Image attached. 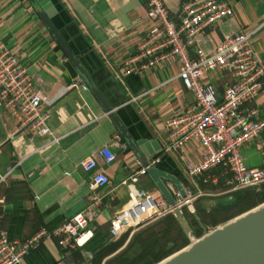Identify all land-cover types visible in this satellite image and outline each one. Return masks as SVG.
<instances>
[{
  "label": "crops",
  "instance_id": "1",
  "mask_svg": "<svg viewBox=\"0 0 264 264\" xmlns=\"http://www.w3.org/2000/svg\"><path fill=\"white\" fill-rule=\"evenodd\" d=\"M184 1L163 0L171 19L177 20ZM227 1L232 15L203 28L194 45L188 48L189 56L194 58L197 48L210 53L221 40L247 32L251 33L253 48L264 67V0ZM41 2L56 10L52 20L58 28L68 26L66 32L72 49L132 138L150 143L147 160L163 158L158 161L163 168L179 171L182 184L194 193L203 192L193 199L191 206L182 208L195 237L261 203L258 195L250 194L253 191L250 188L231 191V173L221 166L189 178L180 155L185 160L200 159L202 148L195 139L183 144L177 153L162 155L167 121L191 107L195 98L178 77L174 57L126 75L121 73L125 61L138 53L139 45L157 22L146 15L148 0ZM0 43L25 66L42 103L51 112L48 123L51 135H34L29 141V132L20 129L17 119L2 109L0 99V230L10 238L25 240L40 228H56L80 210L88 200L89 182L94 174L85 171L80 162L92 156L97 162L96 171L108 177V182L98 188L105 195L91 225L94 236L83 247L72 249L67 257L55 238L45 240L20 264L125 263L127 255H133L135 233L152 221L119 233L112 232L109 221L128 201V190L119 182L139 159L129 148L120 147L125 141L86 85L70 87L78 75L38 17L31 0H0ZM141 61L136 59L134 63ZM232 79L231 73L224 69L206 74V80L219 95ZM251 108L257 110L255 118L264 117V86L242 106V110ZM104 145H109L115 155L110 162L99 154ZM241 154L248 167L264 168V129L241 148ZM138 186L159 193L147 173L139 177ZM254 195L257 199L250 200ZM248 201L245 207L236 209ZM212 212L226 215L206 224L200 221L208 219Z\"/></svg>",
  "mask_w": 264,
  "mask_h": 264
},
{
  "label": "built area",
  "instance_id": "2",
  "mask_svg": "<svg viewBox=\"0 0 264 264\" xmlns=\"http://www.w3.org/2000/svg\"><path fill=\"white\" fill-rule=\"evenodd\" d=\"M232 13L227 0H186L175 21L169 17L163 0H148L146 15L157 22L139 45L138 53L125 61L121 73L126 75L160 60L176 58L177 75L195 100L191 107L167 121V140L162 155L177 153L183 144L195 139L202 148L200 159L185 160L180 155L186 175L193 179L221 166L225 172L231 173L230 190L234 191L264 182V168L248 167L241 154V148L264 129V117L255 118V108L242 110L243 104L252 100L264 86V67L253 48L251 33L247 32H238L221 40L210 53L200 48L195 50L194 58L188 53L203 28L227 19ZM136 59L142 61L135 64ZM216 69L228 70L233 78L225 85L222 95L206 80V74ZM81 84L83 80L78 76L70 87ZM0 99L2 109L17 119L20 129L29 132V141L34 135H51L50 110L42 103L25 66L3 43H0ZM117 140L120 137L117 136ZM119 145L128 149L125 142ZM99 154L106 162L115 157L109 145L102 146ZM135 161L136 166L119 182L128 190V201L109 221L113 233L136 229L174 211L160 192L156 194L138 186L139 177L146 174L147 167L155 165L159 157L149 159L146 166ZM80 165L87 172L94 171L84 206L56 228H40L25 240L10 238L0 230V264H20L45 240L55 238L67 257L72 249L81 248L92 239L94 230L91 225L105 195L99 193L98 188L108 182V177L96 171L97 162L92 156L83 159ZM182 186L184 196L172 182L167 183L175 199V208L191 206L193 199L203 194L200 191L194 193L184 184Z\"/></svg>",
  "mask_w": 264,
  "mask_h": 264
},
{
  "label": "water",
  "instance_id": "3",
  "mask_svg": "<svg viewBox=\"0 0 264 264\" xmlns=\"http://www.w3.org/2000/svg\"><path fill=\"white\" fill-rule=\"evenodd\" d=\"M31 2L38 17L77 75L82 78L83 83L94 96L104 114L111 121L128 148L146 166L148 164L147 156L151 152V150L149 152L147 150L150 143L146 139L135 140L129 134L126 125L114 107L111 106L95 83L91 73L83 66L82 60L77 57L72 49L66 32L68 26L65 28L56 26L52 20L56 10L51 4H45L41 0H31ZM154 146L156 150L160 147L157 142ZM159 163L147 167L146 172L166 202L174 207V216L187 234L189 243L155 264H264V201L204 232L201 236L195 237L182 209L175 208V199L166 183V181L172 182L181 196H184L185 191L181 179L178 177L180 173L179 171H169Z\"/></svg>",
  "mask_w": 264,
  "mask_h": 264
},
{
  "label": "trees",
  "instance_id": "4",
  "mask_svg": "<svg viewBox=\"0 0 264 264\" xmlns=\"http://www.w3.org/2000/svg\"><path fill=\"white\" fill-rule=\"evenodd\" d=\"M178 177L181 178L180 174ZM252 190L259 196L260 202H263L264 184ZM188 223L192 233L195 234L189 220ZM197 235L201 234L197 233ZM188 243L189 238L177 218L172 212L166 213L135 233L132 243L133 255H127L128 258L123 264H155Z\"/></svg>",
  "mask_w": 264,
  "mask_h": 264
},
{
  "label": "rangeland",
  "instance_id": "5",
  "mask_svg": "<svg viewBox=\"0 0 264 264\" xmlns=\"http://www.w3.org/2000/svg\"><path fill=\"white\" fill-rule=\"evenodd\" d=\"M263 184H264V182H262V183H260L259 185H257V186H255V187H252V188H250V189H248V190H252V189H255V188H257V187H262L263 186ZM140 187V186H139ZM245 190H247V189H245ZM193 191V190H192ZM210 192H213V193H216L217 191H210ZM251 194L253 195V191L251 192ZM254 199H257V196L256 195H254L250 200H253L254 201ZM250 201H248V202H244V204L243 203H241V205L240 206H238L236 209H241V208H243V207H245L244 205L245 204H248ZM254 203V202H253ZM226 214H224V212H212V213H210L209 214V218L208 219H200V221L202 222V223H204V224H206V223H210V222H212V220L213 221H217V217L218 218H221V217H224ZM219 225H221V224H217V226H219ZM212 227V226H211ZM216 227V226H215ZM212 229V228H211ZM210 229V230H211ZM178 243H180V241H178Z\"/></svg>",
  "mask_w": 264,
  "mask_h": 264
}]
</instances>
